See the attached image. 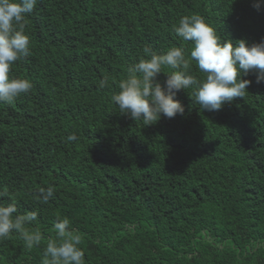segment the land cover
Returning <instances> with one entry per match:
<instances>
[{
	"label": "trees",
	"instance_id": "1",
	"mask_svg": "<svg viewBox=\"0 0 264 264\" xmlns=\"http://www.w3.org/2000/svg\"><path fill=\"white\" fill-rule=\"evenodd\" d=\"M259 0H38L27 15L31 55L11 74L33 88L0 104V203L39 212L45 239L0 240V264H41L53 222L83 234L86 264H264V82L244 98L145 126L111 96L145 46L190 50L172 31L199 14L222 40H264ZM164 69L158 80L163 84ZM192 74L203 78L192 64ZM110 78L111 88L98 81ZM76 134V142H68ZM55 188L48 204L39 187ZM16 215V214H14Z\"/></svg>",
	"mask_w": 264,
	"mask_h": 264
},
{
	"label": "clouds",
	"instance_id": "2",
	"mask_svg": "<svg viewBox=\"0 0 264 264\" xmlns=\"http://www.w3.org/2000/svg\"><path fill=\"white\" fill-rule=\"evenodd\" d=\"M38 0H0V104H12L17 98L30 93L32 82L11 74L13 65L31 55V40L26 34L27 15L36 8ZM264 0L253 7L260 11ZM172 31L181 41L190 43V50L173 46L157 54L150 46L143 49L142 58L127 69V75L111 96L119 113L145 126L153 125L163 117L169 119L184 115L185 108L176 94L192 90L194 101L202 110L219 111L235 98H244L252 81L243 79L250 71L256 72V82H264V40L248 44L245 40L233 43L222 40L217 30L199 14L183 16ZM203 78L192 74V64ZM171 69L162 84L158 76L164 69ZM99 89L111 88L110 78L98 81ZM76 142L77 135L67 137ZM34 199L48 204L55 198V188L39 187ZM15 201L0 203V240L16 232L27 250L41 245L45 237L39 224V212L17 214ZM16 214V215H14ZM55 237L48 238L41 264H86L85 252L80 247L83 234L71 228L68 217L57 219L51 229Z\"/></svg>",
	"mask_w": 264,
	"mask_h": 264
}]
</instances>
